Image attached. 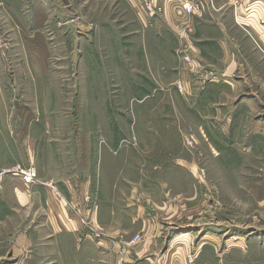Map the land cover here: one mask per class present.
Masks as SVG:
<instances>
[{
    "label": "rangeland",
    "instance_id": "rangeland-1",
    "mask_svg": "<svg viewBox=\"0 0 264 264\" xmlns=\"http://www.w3.org/2000/svg\"><path fill=\"white\" fill-rule=\"evenodd\" d=\"M169 1L184 12L183 0ZM189 1L199 8L174 27L158 0L143 14L133 0H0V151L12 160L0 166V264L23 256L17 238L35 221L33 208L6 201L37 186L40 170L56 192L63 180L78 191L87 175L119 168L160 179L148 186L163 208L151 203L157 249L135 264H264V139L251 133L264 106L254 122H228L246 85L232 92L211 73L218 51L208 43V61L195 62L204 6ZM17 164L35 168L38 183L4 174Z\"/></svg>",
    "mask_w": 264,
    "mask_h": 264
},
{
    "label": "crops",
    "instance_id": "crops-1",
    "mask_svg": "<svg viewBox=\"0 0 264 264\" xmlns=\"http://www.w3.org/2000/svg\"><path fill=\"white\" fill-rule=\"evenodd\" d=\"M133 1L143 14L144 3L150 0ZM198 1L204 7L197 18L194 17L195 24L197 22L198 25H195L194 34L198 31L200 33L196 37L198 45L193 47L198 58L195 62L201 64V60L208 61L209 51L205 47L207 43L218 51V63L214 64L216 67L211 69V73L228 78L232 92L244 90L238 88V83L243 85L242 80L246 85V91L239 98L236 95L235 99L231 98L233 100L230 101L231 113L228 122L246 123L249 119L254 122L257 106H264L259 98V94L264 91V53L257 44L258 41L264 46V0ZM170 3L169 0H158L157 6H163L167 12ZM159 8L157 9L162 10ZM170 13L167 24L174 27L188 15L185 12L176 14L171 8ZM159 20L158 18L157 21ZM206 28L214 30L212 33H205ZM179 38L184 39L185 36H178ZM190 57L188 64L192 62ZM184 82L185 91L189 92L188 81ZM182 85L183 83L179 85L180 89H184ZM253 85L257 87L255 90ZM181 93L185 94L183 91ZM245 107L250 109V115L241 112ZM251 133L252 137L264 139V118L260 119ZM1 153L3 152L0 151V166L12 162ZM89 156L92 159V147ZM116 172L111 178L100 174L96 178L98 182L95 189L93 181L96 179L87 175L78 191L75 190L72 179H66L59 191L55 192L47 185V178L42 177L41 170L37 186H22L14 200L6 202L18 203L22 208H33L31 214L36 223L34 221L28 229L21 230L17 240L20 245L23 244L22 247H26H23V256L18 257L15 264H135L148 253L155 252L159 225L151 217V211H155L151 203L160 208L162 206L152 199L148 186L157 185L160 179L144 173L141 179H131L122 168ZM53 182L50 181L54 184ZM11 185L5 183V189ZM76 192L82 207L78 211L71 210V199H74ZM178 196L184 197V193ZM151 231L156 243L153 238L149 241L146 239ZM138 234L143 236L139 240L142 241L129 247L128 241ZM14 254L19 255L16 252Z\"/></svg>",
    "mask_w": 264,
    "mask_h": 264
},
{
    "label": "built area",
    "instance_id": "built-area-1",
    "mask_svg": "<svg viewBox=\"0 0 264 264\" xmlns=\"http://www.w3.org/2000/svg\"><path fill=\"white\" fill-rule=\"evenodd\" d=\"M182 10L188 14L196 11L199 6L194 4L192 1L183 0L181 5ZM4 174H12L13 176H19L24 182L29 185H35L38 183V173L35 168L33 167H24L22 164H17L13 168L4 169ZM141 235H136L135 238L132 240V243H136L139 241Z\"/></svg>",
    "mask_w": 264,
    "mask_h": 264
},
{
    "label": "bare ground",
    "instance_id": "bare-ground-1",
    "mask_svg": "<svg viewBox=\"0 0 264 264\" xmlns=\"http://www.w3.org/2000/svg\"><path fill=\"white\" fill-rule=\"evenodd\" d=\"M187 235L185 234V235H183L182 237H180V238H178V239H181V238H185Z\"/></svg>",
    "mask_w": 264,
    "mask_h": 264
}]
</instances>
